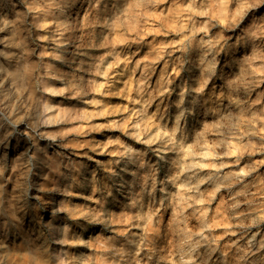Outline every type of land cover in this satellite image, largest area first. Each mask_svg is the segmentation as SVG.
Returning <instances> with one entry per match:
<instances>
[{
  "label": "clouds",
  "instance_id": "clouds-1",
  "mask_svg": "<svg viewBox=\"0 0 264 264\" xmlns=\"http://www.w3.org/2000/svg\"><path fill=\"white\" fill-rule=\"evenodd\" d=\"M19 2L27 11L0 0V264H264V158L253 159L264 157V0L105 3L115 14L101 26L134 33V43L178 37L153 49L152 64L165 61L155 86L147 71L136 77L137 61L115 91L123 73L100 64L112 55L108 72L128 70L132 60L82 58L84 47L111 42L75 35L99 23L73 19L79 0ZM53 25L37 39L54 47L36 58L32 29ZM84 73L103 76L105 90ZM101 114L121 118L91 123ZM101 130L127 141L69 139Z\"/></svg>",
  "mask_w": 264,
  "mask_h": 264
},
{
  "label": "rangeland",
  "instance_id": "rangeland-1",
  "mask_svg": "<svg viewBox=\"0 0 264 264\" xmlns=\"http://www.w3.org/2000/svg\"><path fill=\"white\" fill-rule=\"evenodd\" d=\"M182 3H186V0H181ZM107 4L108 9L110 10L112 8V3H114V0H104V2L101 4V11L97 12L95 10H92L90 8V0H79V2L76 4V7L73 10V19L77 21L81 25H91L94 21H99L98 24H95V26H84L81 31H78L75 33L76 36H83L84 39L82 41L83 44L88 45L89 43H94L96 45H101L104 43L105 37L108 41L111 43L108 44V46L104 47H84L81 49V51L87 53V57H82L83 59H89V63H91V60H95L96 58L106 56L107 53L114 52L119 53L121 59L123 57L127 56L130 57L132 60V63L127 66L128 70L125 69V66L123 63L120 64L118 68H114L111 70V72H108V67L113 62V56L107 55L106 59L103 61L102 64H100V70L102 72H106L108 75H113L114 73H123V75H115L114 76V82H113V89L112 90H120L124 88V83L129 79V77L132 75L130 69L134 68L137 61H143L140 64V67L136 70V77L139 78L141 76V73L144 71H147L149 75L151 76V82L153 86H155L156 81L160 78V75L165 71V61L161 60L155 64H152V61L155 60L156 53L153 51L154 47L158 45L161 42H169L172 39H177L178 37H175L174 35L169 36H154V35H147L145 36L140 43H134L132 42L135 39L134 33H126L125 29L118 28L115 31L109 28H104L101 25L103 24V20L109 18V15H114L115 13H108L104 10V4ZM172 6V0H169V3L167 5H164L163 7L165 9ZM23 11H27V9L23 6ZM80 10V11H79ZM93 12L92 15H89L87 20H85V16L89 12ZM31 15V14H30ZM95 15V16H94ZM55 32V25L48 29H32V36L29 38V45L32 48H35L37 57L38 54L45 49L51 50L54 45L52 44L51 40H38V36H53ZM130 37V38H129ZM127 39V42H125V39ZM92 49V50H91ZM71 51L75 52V47H72L70 49ZM165 60H168L167 57H165ZM50 62L48 58H46L45 62ZM98 62V61H97ZM58 64L59 62H52ZM172 69V62L171 60H168V67L167 71H171ZM86 80L89 79H95L97 82L100 83V89L97 90V92L105 90V85L103 83L104 77L103 76H92L89 73L83 74ZM61 86L63 87V83L60 82ZM134 94V93H133ZM92 98V97H89ZM96 99H100L104 101L105 104L117 106L122 104H127L128 102L120 97H110V96H102V95H96ZM60 100H63L64 106H74L76 108H87L90 112L91 111H98V109H94L90 105H84L82 103H78L75 100L70 99H64V98H58ZM130 106V105H129ZM131 107V106H130ZM127 115V113H125ZM120 116H107L104 114H101L99 117L94 118L91 123L93 124H106L112 120H119ZM77 124L81 122H76ZM74 125H66V126H56L52 129H49L50 131H57L60 130L62 127H72ZM109 137L115 138L120 137L122 140H126L127 138L123 136L120 132H112L108 130H101L100 132H93L89 134L86 137H69V139H78V140H92V141H98V142H105ZM131 142V141H128ZM83 151L88 152L89 155L95 156L94 153L90 152L88 149H83ZM97 159H100V157H96ZM264 157L257 156L253 159H261ZM246 160L248 158H245ZM261 172L264 173V167L261 168ZM219 203V197L217 198V201L212 205L213 208L217 206ZM218 231H223L222 229ZM224 242H227V238Z\"/></svg>",
  "mask_w": 264,
  "mask_h": 264
},
{
  "label": "bare ground",
  "instance_id": "bare-ground-1",
  "mask_svg": "<svg viewBox=\"0 0 264 264\" xmlns=\"http://www.w3.org/2000/svg\"><path fill=\"white\" fill-rule=\"evenodd\" d=\"M108 1V0H107ZM16 2H17V6H18V10H20V11H23V4L22 3H20L19 2V0H16ZM42 5H40L39 4V2H37V7H41ZM76 7V6H75ZM57 10L56 9H53V12L55 13ZM80 11V10H79ZM93 13V12H92ZM33 15H37V14H31L30 16H29V22H30V24H31V21H32V16ZM95 16V15H94ZM3 19H15V13H12L11 15H8V16H5V17H2ZM53 17H49V19H52ZM0 26H2V25H0ZM6 31L7 32H9L10 33V29H6ZM0 35H3V34H0ZM24 37H26L27 36V33L25 32V33H23L22 34ZM30 46V45H29ZM92 50V49H91ZM86 59V58H85ZM48 62V61H47ZM0 67H7V65L6 64H4V63H0ZM54 84H55V86L56 87H62L60 84V82L59 81H57V82H54ZM64 102V101H63ZM53 163H56V161H53Z\"/></svg>",
  "mask_w": 264,
  "mask_h": 264
}]
</instances>
